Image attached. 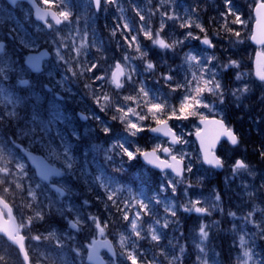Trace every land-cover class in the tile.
Returning a JSON list of instances; mask_svg holds the SVG:
<instances>
[{"label": "snow or ice", "instance_id": "snow-or-ice-1", "mask_svg": "<svg viewBox=\"0 0 264 264\" xmlns=\"http://www.w3.org/2000/svg\"><path fill=\"white\" fill-rule=\"evenodd\" d=\"M12 2L15 3V0ZM26 2L30 5L32 13L34 12L35 19L42 23L44 30L50 31L56 36L60 35L61 26H66L70 30L73 38L71 51L77 53V56L73 58L75 68L90 73L89 79L98 82L97 91L91 95L94 96L101 111H105L102 101L110 100L109 92L103 91V89L105 85H110L114 89L112 95L119 97V100L112 105L114 107L112 120L118 119L129 136L147 132L158 134L155 135L156 137L167 138L168 143L156 142L152 144L151 148L133 145L131 150L122 143H114L109 145L104 153L105 161L111 160L115 156L119 157L123 164L125 161H133L139 157L147 165L158 169L162 179L151 196L145 198L126 186L101 182L100 177L95 178V183L99 189L103 190L105 197V199L97 197V200L104 204L106 210H110L109 202H111V205L116 207L122 221L127 222L126 227L130 229L131 235L136 237V240L131 243L130 250L125 248V235H121V251L118 256L111 243L106 239H98L104 237L107 227V223L102 221L101 217L89 213L87 221H83L79 218L80 213L76 209L63 204L61 198L65 197L67 190L50 178L61 175V170L55 166L57 161H62L66 170L73 168L74 161L66 145L62 146V152L50 147L44 158L38 160L33 158L39 176L37 181L30 180L24 163L0 154V184L7 185L3 188L4 192L12 191L14 184L15 189L20 190L24 195L26 204L32 212L31 215H20L17 218L14 205L10 204L5 197L0 196V238L16 249L22 264H31L29 246L25 243L22 230L27 229L31 233V226L34 223L44 222L48 216L55 214L64 217L71 229H77L81 223L91 222V242L85 244L87 248L86 261L82 248L73 246L72 249L76 256L83 257V264H119V258H122L126 264H161L160 260L156 258L157 254L163 257L167 264H177V262L183 264L185 246L179 245L178 253L170 257L161 246L160 241L164 230L170 226L173 231L179 232L177 239H182L180 215L181 213H195L196 218L200 219V223L198 239L194 241L198 253L194 264H208L207 260L202 259L206 256V242L210 237L209 226L204 223L203 216L211 215V209L204 206L198 197L193 198L189 195L188 189L192 187L190 183L186 185L183 193L186 202L179 208L172 203V200L177 196L178 185L185 184V181L193 176L197 181L202 177L193 171L195 167L192 161L193 153L174 150L173 146H187L182 125L191 124L190 118L197 117L199 122L193 125L196 139L200 144V152L195 155L197 164L202 161L203 165L209 166L206 169L208 171L224 166V159L216 154L217 143L221 141V137H226L229 144L236 148L239 147L238 135L231 126L226 124L224 119H209L202 111V109H207L210 113L223 115L218 107L207 103L205 95L210 94L219 101L220 105L225 104L229 86L223 82L225 73L221 68L235 73L234 82L237 86L231 87V95L237 101L245 93H251L254 86L258 87L260 95L257 102L260 111L254 123L259 126L258 134L264 138V51H257L258 64L255 75L259 81L258 85L255 81L242 83V77H247L249 74L240 71L243 67L242 59L233 58L242 56L241 45L245 42V38L241 33L249 25L251 26L250 39L257 45L264 46V0H246L249 9L247 12H245V5L238 3V0H223L222 7L214 9L217 16L209 20V24L215 20L220 28L212 33H209L200 22L198 12L200 5L197 0H193L192 5L184 7L182 12L178 10L180 6L176 0H159L154 8L150 3H140V0H128L127 6L122 3V0H88V4L91 6L90 11L85 10L80 13H74L67 0H26ZM109 8H115L116 14L113 16L115 24L109 30L111 39L106 46L104 39L97 34L95 23H90V21L93 20L96 13ZM127 9L134 13V17L127 15ZM155 15L159 16L158 26H154L153 23ZM245 16L246 18H242ZM81 17L84 19V28L78 27L75 32H71L73 23H79ZM253 17L255 18L254 23L252 22ZM193 25L204 35L194 34L191 31ZM237 25L244 26V28L234 27ZM170 27L188 30L179 33L177 38H172L174 32L168 31ZM105 28L108 29V25H105ZM117 32L123 39V44L120 39H117ZM213 36L216 39H213ZM140 37H143V40ZM77 40L79 44L76 43ZM186 41H198L202 50L184 52L180 57L181 62L175 66V70L169 60L163 58L153 60L146 50L148 46H151L159 50L162 57L165 54L177 57L180 55L181 48H188L185 46ZM51 43L55 45L54 40ZM113 43L116 45V52L106 51V48L111 47ZM2 47L3 45H0V48ZM65 47L66 45L61 43L55 48L57 61L65 60L64 53L61 51ZM90 48H94L97 53L101 54L88 58L87 50ZM218 48L221 50V55L227 57L222 65L216 55ZM104 52H107V59L102 54ZM81 54L86 57L83 62L79 60ZM43 55L45 53L29 57L30 61L34 62L33 67L37 66ZM137 60L139 63H134ZM65 62L67 63V61ZM66 70L75 75L73 67H68ZM181 73H183L182 79L180 78ZM20 83L26 84L27 81L21 80ZM153 86L163 90L167 89V91H164V94H156L152 91ZM85 87L90 88L91 86L85 85ZM173 95L178 96V103L170 104L169 97ZM7 115L14 117L15 111H10ZM81 118L87 117L82 115ZM149 118L151 124H146L145 122ZM97 122L99 123V121ZM177 128L180 129V134L175 131ZM101 131L107 135L109 129L101 127ZM254 151H257L261 162H264V142L259 143L258 149H254ZM159 152L164 154L163 158L157 154ZM231 168L235 174L239 170L247 169L248 165L243 159L236 158L231 164ZM113 171L120 172L122 168L114 167ZM25 185H27L26 188ZM260 188L264 189V182L261 183ZM169 190L171 195H167ZM125 192L128 195L121 201L119 197ZM246 194L252 195L251 192ZM223 199L224 195L217 193L215 196L217 203L213 207H219ZM120 203L124 205L123 208L119 206ZM83 204L87 206L89 201L84 200ZM161 206L166 213L164 217H159L156 211ZM255 210L256 206L254 205L253 209L245 214L244 224L238 230L239 235L233 240V245L239 248L236 264H255L257 253L255 240L252 238L259 237L264 240V223L256 220ZM66 211H71L78 218L69 219L65 214ZM130 212L132 213L131 217ZM144 216L152 218L148 234L151 241L154 242L153 248L158 249V253H153L151 259L147 261L145 257L148 255L141 251L137 245V241L144 239L143 229L140 226ZM228 216L235 217L236 214L229 211ZM244 225H251L255 231H244ZM233 227L237 229V225L234 224ZM50 238L55 240V248L62 249L64 247L63 239L55 230H49L46 235L39 232L30 235L31 241H35L37 244H40L41 241H49ZM101 248H107L111 254L110 260L105 261L101 258ZM48 257L50 264H56L51 253L48 254ZM0 261H3V256H0Z\"/></svg>", "mask_w": 264, "mask_h": 264}, {"label": "trees", "instance_id": "trees-1", "mask_svg": "<svg viewBox=\"0 0 264 264\" xmlns=\"http://www.w3.org/2000/svg\"><path fill=\"white\" fill-rule=\"evenodd\" d=\"M176 2L180 6L178 10L181 12L183 11L184 7L193 4V0H176ZM197 2L200 5L198 10L200 16V22L206 27L207 31L209 33H212L214 31L220 30L219 25L215 22V20H213V23L211 24H209V20L210 18H214L217 16V13L214 11V9H216L217 7H222L223 0H197ZM122 3L125 6H127L128 0H122ZM140 3L142 4L150 3L151 6L154 8L155 5L159 3V0H140ZM238 3L245 5V12L249 10L246 5V0H238ZM115 14H116L115 8H109L108 11L106 12L104 20L100 23V27H96L97 34L102 39H104V43L106 46L108 45V41L111 39L109 35V30L115 24V21L113 19V16ZM127 15L130 17H134V13L130 9H127ZM242 18H246V16ZM185 19H187V17H185ZM222 22L223 21L221 19V23ZM153 23L154 26H158L159 24L158 15L153 16ZM169 23L171 24V22ZM105 25H108V29L105 28ZM234 27L244 28V26H239V25ZM5 28L9 29L8 22H6ZM250 29L251 26L249 25L241 33V35L245 38V42L241 45L242 56L233 57L236 59H242L243 65L246 67L247 71H250V61L253 53V47L248 41ZM187 30L188 29H179L178 27H176L175 29L170 27L168 29L169 32H174L172 38H177L179 33L185 32ZM191 31H193L194 34L200 36L204 35V33H200L199 30L196 29L194 25L191 27ZM22 33L25 36L31 35L26 29H24ZM117 39H120L121 44H123V39L120 37L119 32H117ZM140 39L143 40V37H140ZM213 39H216V37L213 36ZM168 42L170 43L171 40L169 39ZM18 44H19L18 50L15 55L19 62L21 61V58H19V56H21L23 52H26L27 48H24L26 46L25 45L26 43L23 38H20L18 40ZM185 46L188 48H181L180 55H178L177 57H170V54H165L162 57L159 50L154 49L151 46H148L146 50L148 51L149 57L152 58L153 60H160L161 58L169 60V63H172L173 68L175 70V66L180 64L181 62L180 57L184 52L190 50L197 52L202 50L198 41H186ZM106 51H112L113 53H115L116 45L113 43L111 47L106 48ZM100 54L101 53H97L94 48H91L87 52L88 58ZM102 54L105 56V59H107V52H104ZM216 55L218 57L219 63L222 65L227 57L221 55V50L219 48L216 51ZM85 58H86L85 55H83L82 60H85ZM134 63H139V61L138 60L134 61ZM223 72L225 73L223 77L224 83L225 84L226 82L230 83V80L233 78V72H228L227 70H223ZM15 76H16L15 79H17L18 75L16 73ZM11 77H12L11 71H9L7 76L2 71H0V139L1 141H5L7 146L9 145L12 147L15 153V157L18 156L20 159L22 158L21 160H23L28 176L32 181H36L37 179L34 176L33 170L28 166L22 154L20 153V145L27 147L29 149H33L34 151L42 153L44 155L47 154L48 149L50 147L55 148L58 152H62L63 151L62 146L64 145L68 146L69 154L71 155L74 161V165L73 168L71 170H67V172L69 173V180L72 182L74 186L77 187L78 190L77 193L74 192L71 195V199L79 204V208L81 210L80 212L82 213L81 219L83 221H87V217L89 213L101 217L102 221L110 223L107 226L108 229L110 230L111 235L114 238L115 237L120 238L121 235H125V248L130 250L131 243L133 240H136V237L131 235L130 229L126 227L127 222L122 221V218H120V214L117 212L116 207H113L111 205V202H109L110 210H106L104 204L97 200V197H100L101 199H105V197L103 196V190L99 189L98 185L95 183V178L100 177L99 174H102L103 172L104 180H106L107 174H111V179L113 181L120 182L122 185L135 183L138 184L140 187L144 185L145 186L144 190H150L152 189V187L157 188V183L154 185L152 184V182L154 180L156 181L160 180V174L157 173L156 171L153 172L148 169L142 171L139 167L138 158H136L133 161H125L123 164H121L119 157L113 156L111 160L105 161L104 155L97 153L94 155L93 161L89 159V154H87V158L88 160H90V162L87 161L85 163L82 158L84 149L90 152L92 150V144L89 142L93 140H90V138H86L87 140L80 141L83 140V138L85 137L78 134H74L71 130L72 128H74L72 125H70L69 123L63 124L54 114H51L49 111L46 112L44 102L38 97H35L33 95L23 96L19 92H16L13 103L11 102L8 104L7 94L11 92L10 87L14 83V80H11ZM89 77L87 78V81L91 82L92 79L90 80ZM180 78L181 79L183 78V73H181ZM78 80L79 82L83 83L82 76H79ZM256 84L258 85L259 83L256 82ZM20 87L21 86L17 83V88L21 89ZM256 88L257 87L254 86L252 90L255 89L254 93L257 96L250 98L245 105L240 103L238 107L239 120L235 122V129L240 134V142L245 150L243 157L245 159L251 160V163L250 162L249 163L252 171V176H253V180H256V185H257L254 188V190L256 191L255 197L249 196L246 193L244 194V197L240 203L243 208H247L248 204L252 201L253 198H257L256 200L260 203H262L264 200L263 198H261V195H264V190L260 188L261 183L264 182V162H261L257 151H254V149H258L259 143L264 142V138H261L260 135L258 134L259 126L254 123L255 120L257 119V114L260 111V106L259 103L257 102V98L260 95V91ZM152 91L156 94H164V91H167V89L163 90L156 86H153ZM90 97L92 100V95H90ZM174 97L175 96L169 97L170 104H173L172 102L173 100H175ZM211 99L212 97L208 98V100ZM253 99H256V101L252 102ZM118 100L113 97L111 105L109 103L107 107L109 111L105 115L110 113V117L112 118L114 114V107L112 105ZM235 104L238 106V103L236 101H232L231 104L227 103V109L231 110L228 116L229 120H234V119L236 120L234 110L237 108ZM13 110L15 111L14 117L7 115L8 112ZM58 114L59 113L56 112V115ZM105 115H102V117H104ZM148 122L151 123V121L148 120L145 123L147 124ZM112 124H113L112 127L113 138L119 139V143L124 144V146L127 147L129 150L132 149L133 145L137 147H142L144 144V147H147L148 140L146 138H143L144 136L147 135L146 132L142 134V136L139 137L138 135L129 136L130 137L129 138L128 135H126L127 133L122 131V124L118 119L112 120ZM97 136L98 135H96L95 139L99 138ZM10 138L14 141L12 142ZM226 148H228V146L224 144L219 149V154L224 158L226 162L225 170L229 168V163H228L229 160L225 154ZM190 151L191 153H193L192 161L193 164L195 165L193 171L197 172L202 177V179H200L199 181H197L195 176L192 177L191 192L193 194L206 192L211 190V188L214 185H216L220 193L224 195V199L227 200V202L230 201L232 205L236 204V206H238V203H234L232 201V198L236 197V194L232 196L233 191H226L229 189H233V186L236 185L235 180L228 179L225 176V172L217 173L212 169H210L209 171L206 170L208 169V167L203 165L202 161L201 163L197 164L195 160V155L198 154L199 152L196 146V142L193 139L191 140ZM0 154H3L7 157V154L1 150H0ZM58 162H60L63 165L62 161H57L56 163ZM114 167H120L122 168V171L114 172L113 171ZM89 168L94 171V175L92 177L87 174ZM101 179L102 177L100 178V180ZM148 180L150 181V184H148ZM5 186L7 185L0 184V195L5 197L12 204L14 203V201L20 200L24 205V210L29 209L27 207L24 195H22L20 190L15 189L14 184L12 186L13 190L9 192H4L3 188ZM124 198L125 195L124 196L121 195L119 197L121 201ZM84 200L89 201V204L87 206L83 204ZM19 205L20 204H18V211L21 210ZM119 206L121 208L124 207L122 203H120ZM159 210H160L159 208L156 210L158 214H159ZM65 214L71 217L68 211H66ZM180 216H182V218L185 219L184 216L186 215L185 214L182 215L181 213ZM159 217H163L162 213L159 214ZM147 218L149 221L152 220L151 217H147ZM183 219L182 221H185ZM46 220L49 228L53 225L54 227L57 226L59 228L60 227L65 228L67 225L66 222L62 221L63 217L60 215H55V214L50 215L49 219ZM90 225L91 222L80 224V229L78 232H76L79 236L80 241L81 240H84L86 242L88 241V239H86L85 236L86 235L87 237L90 236ZM219 225L221 227L222 225L226 226L227 222L226 221L222 222L221 220V223ZM141 227L143 229L142 235L144 236V239L137 241V245L141 251H143L145 254L148 255L145 257V260L147 261L151 259L153 253H158V249L153 248L154 242L151 241L150 235L148 234V227L145 225V222L142 224ZM178 236H179V232L173 231V228L170 226L168 229L164 230V234L162 235L160 241L161 246L171 257V255L178 253L179 245L183 244L186 249L183 255V264H194L196 259H195V251L193 249V246L189 244V242L181 243L182 241L185 242L187 241L186 232L183 231L182 239H177ZM226 236L227 237H224L223 239L219 237L212 239L211 245H213V247L219 250V254H218L219 257H217L218 264H235L231 260L232 255H234L235 253L233 251L236 248L231 242V240H233V236H230L229 234ZM52 242L53 243L52 244L50 243L49 245L50 246L49 251L54 253L53 257L56 261V264H83V257L76 256L72 252L71 247L68 246L69 245L68 243L64 244V247L62 249H57L55 248L54 240H52ZM117 247H118L117 255L119 256L121 251L120 243L118 244ZM255 251L257 253V256L259 253H261L262 257H259V259L264 260V240L262 239L255 240ZM156 258L160 260L161 264H167V261L164 260V258L159 256L158 254ZM119 264H126V262L122 258H119Z\"/></svg>", "mask_w": 264, "mask_h": 264}, {"label": "rangeland", "instance_id": "rangeland-1", "mask_svg": "<svg viewBox=\"0 0 264 264\" xmlns=\"http://www.w3.org/2000/svg\"><path fill=\"white\" fill-rule=\"evenodd\" d=\"M75 30H76L75 28H73V27L71 28V32H75ZM64 33H65V36H64V34L60 35V38H59L60 43L55 41V45L53 46V48L58 47V45H60L61 43L65 44V42L67 41L68 47L65 44L66 47L62 48L61 50H65L66 49L67 51H70L74 57H76L77 53L71 51V47H72V44H73V38H72V35L70 34V30L67 29V27H66V29L64 30ZM76 43L79 44V41L77 40ZM240 71L242 73L249 74V72L246 71V67L244 65L240 69ZM19 73H21V75H23V70L20 69ZM249 82H250V75H248L247 77H242V83H249ZM230 84H231L232 87H236L237 86V85L233 86V78L230 80ZM229 93L231 95V91ZM251 94H252V92L251 93H245L243 96H241V98H240V100L238 102H240L241 104L245 105L246 102H247V99L250 97ZM233 98H235V97L231 95V99H233ZM253 101H256V99H253L252 102ZM209 104H211V103H209ZM218 108L220 109L222 114H224V111L220 107H218ZM204 112L206 114L208 111H204ZM212 114H214V113H212ZM13 141L14 140H12V142ZM5 144H6L5 141H0V150L3 151L4 153H6L8 155V158H13V159L17 160L18 162L23 163V160H21L18 156L15 157V153H14L12 147L9 146V145L7 146V144L6 145ZM182 146L183 145H181L180 148ZM249 169H250V165L248 164V168L247 169L239 170L237 173H235V175L237 177H239L241 174L245 175V172L249 171ZM252 179H253V177H252ZM58 185L62 186V187H65L67 191H68V188H72V187L67 185V181H65L64 179L62 180L61 183L58 182ZM256 186H257L256 185V180H252V181H249L247 183H244V184L240 185V187H239L240 190L238 191L236 197L232 198V201L234 203H240L242 201L243 197H244V194L248 193V192H252L251 196L255 197L256 196V194H255L256 191L254 190V188ZM25 187H27V185H25ZM217 193H220V191L219 190H214V191H211L209 193H203L202 195H200V194L199 195H194V196L190 195L193 198H197L198 197L202 201L204 206H206L209 209H211V212L216 211V212H214V215H213L212 218H210V219L209 218H203L204 223L209 226V230L212 229L213 225H216V223L218 221H220V220H222V222L225 221V217L227 216V225L226 226L222 225V227L220 226L218 228L213 229L214 232L212 233V236L213 235H217V236H221V238H223L224 235H228V234L232 233L235 236V238H237L238 235H239V232H238L239 227L244 224V219L243 218H244L245 214L248 211L252 210L254 205L256 206V210L254 212L256 220L259 221V222L264 223V200H263L262 203H260V202H258L256 200L257 198H253L252 201L248 204V207L243 209L241 211L242 212L241 213V212L236 211L234 209L236 204H233V206H232V204L230 202H227V200H225V199L222 200V202L220 203L219 207H213L217 203L216 200H215V196H216ZM234 195L235 194L232 193V196H234ZM261 198L264 199V195H261ZM183 199H184V196H183ZM61 200L63 201V204L67 205V207L74 208V209H76L78 211L77 205L75 203H70L69 201L66 200L65 197H62ZM172 203L175 204L174 201H172ZM181 204H183V203H181ZM229 211L234 212L236 214V216L235 217H229L228 216V212ZM72 215H74V214L72 213ZM74 216H75V218H69V219H77L78 218L76 215H74ZM206 216L207 215H204V217H206ZM46 219H49V216ZM62 221L67 223V220H62ZM213 222H215V223H213ZM46 223H47V220H45L44 222H37L35 224L34 231L36 233L39 232V233H44L46 235L48 233V231L44 232L45 230H42L45 227ZM188 223H189V227H190L189 229H190V234H191V241L194 244V241H196L198 239V227H199L200 219L196 218V214L195 213H189V221H188ZM234 224L237 225V229H234V227H233ZM244 226H247V225H244ZM49 229L55 230L58 233V235L60 236V238L65 240V241H73L74 239H72V237L75 238L74 231H72V229L69 228L68 223H67L66 230L65 229H57L56 227L49 228ZM74 230H77V229H74ZM23 231L24 232H28L27 229H24ZM244 231L252 232V231H255V229H253L251 225H248L247 229H245ZM31 232H32V230H31ZM27 235H28V233H27ZM30 235L31 234H29L28 236H30ZM51 239L52 238H50L49 241H45V242L50 243L53 240V239L52 240ZM252 239L257 240V239H260V238L259 237H253ZM41 243H42V241L40 242V244H37V242H35V241H31V240L29 241L30 254H31L32 258L35 260V263H32V264H49V262H50L49 257L44 252V246ZM207 245H210V243L208 241L206 242V247H207ZM70 246H71L72 249H73V246L80 247V248L83 249V243L81 242V244L78 245L77 244V240H74ZM194 246H195V244H194ZM233 252H235V253H234V255H232L231 260L236 264V255L239 252V248L236 251H233ZM15 254L16 253H14V251H11V249L7 245L6 241H4L2 238H0V256H3V263L9 264V259H10V262L12 264H18V261H17V258H16L17 254L16 255ZM197 254L198 253H197V250H196V255ZM217 257L218 256L215 255V251L213 249H210V250L207 249L206 256H204L202 259L203 260H207L208 264H217ZM3 263H2V261H0V264H3Z\"/></svg>", "mask_w": 264, "mask_h": 264}, {"label": "water", "instance_id": "water-1", "mask_svg": "<svg viewBox=\"0 0 264 264\" xmlns=\"http://www.w3.org/2000/svg\"><path fill=\"white\" fill-rule=\"evenodd\" d=\"M35 16V15H34ZM251 43H253L256 47H260V45H257L256 43H254L251 39H250ZM40 53H45V55H43L39 62L37 63V66L36 67H33V61H30L29 57L30 56H39ZM48 57V54L46 52V50H40V51H37V52H31V53H28L26 55V59H25V63L33 70V71H39L41 69V60L43 58H47ZM257 64H258V58H257V51L255 52V55H254V60H253V74H254V77L257 79L255 73H256V70H257ZM196 137V136H195ZM226 138V137H225ZM198 144H199V141H198ZM199 147H200V144H199ZM22 153L24 154V156L27 158V160L29 161V163L35 168L36 170V166L35 164L33 163V158L35 159H42L43 157L40 156V155H35L33 152L31 151H28V150H25V149H22ZM220 169V168H219ZM36 175L38 176V172L36 171ZM39 177V176H38ZM107 249V248H106Z\"/></svg>", "mask_w": 264, "mask_h": 264}, {"label": "flooded vegetation", "instance_id": "flooded-vegetation-1", "mask_svg": "<svg viewBox=\"0 0 264 264\" xmlns=\"http://www.w3.org/2000/svg\"><path fill=\"white\" fill-rule=\"evenodd\" d=\"M17 8H19V9H22V8H27L26 6H23V4H20L18 7L16 6L15 7V9H17ZM86 78V77H85ZM71 86H75L76 87V85L73 83V84H71ZM71 86H67V88H69V87H71Z\"/></svg>", "mask_w": 264, "mask_h": 264}, {"label": "clouds", "instance_id": "clouds-1", "mask_svg": "<svg viewBox=\"0 0 264 264\" xmlns=\"http://www.w3.org/2000/svg\"><path fill=\"white\" fill-rule=\"evenodd\" d=\"M255 264H264V260H260L258 256H256Z\"/></svg>", "mask_w": 264, "mask_h": 264}]
</instances>
